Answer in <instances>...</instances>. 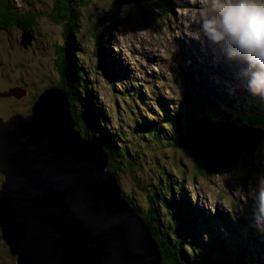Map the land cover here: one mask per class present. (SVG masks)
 <instances>
[{
    "label": "rangeland",
    "instance_id": "obj_1",
    "mask_svg": "<svg viewBox=\"0 0 264 264\" xmlns=\"http://www.w3.org/2000/svg\"><path fill=\"white\" fill-rule=\"evenodd\" d=\"M9 1L14 7L7 15L14 17H12V27L5 31L0 29V92L21 87L28 91L29 96L20 102L0 98V115L5 118L18 113L27 115L35 98L44 89L58 86L61 77L58 47H63L65 44L67 27V23L53 18V14L57 13V0ZM72 6L76 13L74 20L77 28L74 30V49H78L76 58L86 69L90 85L94 87L102 118H106L108 128L118 132L130 149L131 159L124 167H130L131 171L119 174V182L124 194L142 213L146 214L154 207L163 214L155 226L168 229L175 238L180 231L179 221L176 219L178 214L176 216L168 214L169 210L163 208L160 202H151L152 194L148 191L150 188L147 190L142 188L159 185L161 179L163 182L174 184L175 192L181 189L187 200L183 203L181 196L176 194L179 206L184 211H187L193 201L209 213L213 211L214 216L218 213L214 211L213 205L217 207L222 203L230 202L236 205L234 199L241 188L239 183L249 177L245 173L252 157L239 158L236 161L238 163L229 167L223 174L204 179L193 173L191 163L184 155L187 153L194 157L198 154L195 140H191L189 152L171 147L178 145L175 143L155 147L156 144L151 145L146 137L138 135L134 127L149 119H154L156 122L163 120L164 112H161L159 100L166 97L165 95L173 99L178 97V87L173 80L179 77L174 73L171 75L164 73L163 60L173 56L174 44L171 40L181 31L180 27H176L173 34H168L166 30L158 31L132 10L131 5L124 0H72ZM0 7V10L8 11L2 5ZM34 13H38V16L32 26L30 25L31 28L23 30L22 24L26 20L20 23L18 20L22 19L21 16ZM109 13L112 16L107 15ZM58 14H60L59 10ZM147 14L149 19H153L150 13ZM120 22L121 24L118 25ZM105 24L112 25L113 31L109 44L103 49L104 62L98 38L101 27ZM27 34V37L32 38V42L31 46L25 49L20 44ZM182 37H184L183 42H186L184 33ZM113 49L116 54H106ZM169 67L175 71L173 66ZM151 73L163 74L167 82L156 81V78L153 80ZM119 74H125L126 77H121ZM145 85L149 87L146 88ZM168 108L170 109V106ZM169 114L171 115L170 111ZM201 117L195 119L196 125L202 122ZM169 132H171L170 127L164 131L165 134ZM246 136L248 134L243 135ZM167 143L168 141L165 144ZM2 181L3 177L0 176V184ZM179 185L181 188H178ZM256 192L254 188L250 197L256 195ZM215 218L220 225L219 217ZM209 222L211 223L212 220ZM196 223L205 226L202 227L204 231L198 239L200 244H208L214 241V235L217 237L221 234L219 229L211 227L212 225L204 219L197 220ZM226 226L227 221L223 219V225L220 227L225 230ZM197 234L196 230L192 239ZM236 237L239 241L240 235L237 232ZM253 254L258 262L259 260L261 262L258 254L255 252ZM208 255L207 264H251L244 257L239 260V257L230 254L227 248H224V253H213L212 249H208ZM0 264H16L1 237ZM198 264L203 263L198 262Z\"/></svg>",
    "mask_w": 264,
    "mask_h": 264
},
{
    "label": "water",
    "instance_id": "obj_2",
    "mask_svg": "<svg viewBox=\"0 0 264 264\" xmlns=\"http://www.w3.org/2000/svg\"><path fill=\"white\" fill-rule=\"evenodd\" d=\"M28 94L12 89L0 98ZM0 174V237L16 264L164 263L152 228L105 150L78 130L62 89L43 90L29 115H0Z\"/></svg>",
    "mask_w": 264,
    "mask_h": 264
},
{
    "label": "trees",
    "instance_id": "obj_3",
    "mask_svg": "<svg viewBox=\"0 0 264 264\" xmlns=\"http://www.w3.org/2000/svg\"><path fill=\"white\" fill-rule=\"evenodd\" d=\"M124 1L130 4L132 10L140 14L149 24H154V21L160 18V14L157 11L161 13L165 11L161 4L165 0ZM57 2V13L59 10L60 14H53V18L57 21L67 23V27L65 32V44L63 47H58V54L60 57V83L58 86L50 87H58L68 95L71 111L78 130L84 138L94 140L105 150L110 159V171L115 172L118 176L120 172H130V167H124L126 162H130V149L118 132H114L108 128L106 118H102L97 96H95L94 93V87L90 85L86 69L82 67L80 61L76 58L78 51L77 48L74 49V30L77 29L75 28L76 22H74L76 13L73 10L72 0H57ZM0 4L3 8L8 10H0V29L5 31L9 29V27H12V17L14 16L11 17L7 14L10 13V10L13 9L12 7L14 6L9 0H4V2H0ZM147 13H150L153 19H149ZM27 15L28 16H21L22 19H17L19 23L26 20L22 24L23 30L31 28L38 13ZM107 15L112 16L110 13ZM113 16L115 15L113 14ZM120 24L121 22L118 25ZM101 28L102 30L98 40L101 43L102 59L105 62L103 49L112 37L113 26L105 24ZM29 109L30 107L28 111ZM194 117L195 113L193 110H187L182 114H177L176 117L168 115V118L164 122L163 120L159 123L154 120H148L143 124H136V131L138 135L146 137L151 145L156 144V146H161L165 144L166 139L168 143L172 142L178 144L176 148L183 152L187 150V152H189L191 149L189 144H191V140H195L197 143L195 149L198 151V154L194 155V157L189 156L187 153L184 155L189 159L193 173L204 179L219 176L224 170H228L231 165H234L239 157V149H241L242 154L247 155L251 152L250 147L245 144L246 138L243 137L246 132L245 125L242 123L244 121L243 119L233 118L230 120V123H225V126L208 125V122L205 121V123H202L203 125H196ZM217 122H219V120ZM166 125L172 128V135L169 137H166L163 132V126ZM204 134L208 136L207 144L209 146L200 141L203 140L202 136ZM198 146L201 148H198ZM213 148H218L220 150H213ZM160 182L161 184L156 186H142L144 187L142 189L147 190V188H150L148 191L152 194L151 202H160L159 204L163 208L169 210L168 214H173L175 216L178 214L176 219L179 221L178 229L180 228V231L178 232L179 235L177 238L173 237L168 229L165 228V230L155 226L153 220H159L163 215L160 214L158 210L153 207L144 215L126 195L125 197L141 215H144V219L152 228L154 237L161 247L164 264H198V262L207 264L209 256L208 249H212L213 253L221 251L218 247L215 249L198 243V234L192 239L193 235L196 234V226L195 222H193L195 219L193 217L190 219L189 215L180 209L179 201L176 196L178 192H175L173 187L174 184L163 182L162 179ZM177 211L181 214L177 213ZM175 231L174 234L177 232Z\"/></svg>",
    "mask_w": 264,
    "mask_h": 264
},
{
    "label": "clouds",
    "instance_id": "obj_4",
    "mask_svg": "<svg viewBox=\"0 0 264 264\" xmlns=\"http://www.w3.org/2000/svg\"><path fill=\"white\" fill-rule=\"evenodd\" d=\"M200 3L195 38L202 33L210 43L226 49L230 58L243 61L249 90L264 96V0H200ZM260 187L259 201L264 204V177L260 178Z\"/></svg>",
    "mask_w": 264,
    "mask_h": 264
},
{
    "label": "bare ground",
    "instance_id": "obj_5",
    "mask_svg": "<svg viewBox=\"0 0 264 264\" xmlns=\"http://www.w3.org/2000/svg\"><path fill=\"white\" fill-rule=\"evenodd\" d=\"M157 18V17H156ZM134 29V28H133ZM180 29H181V31L180 32H178V34L175 36V39H177V40H180V41H183L184 40V37H182V34H181V32L183 31V28L182 27H180ZM192 54H194L196 57H197V59H198V61H196V63L195 64H201V63H204L203 61H201V54L198 52V51H193V52H191V55ZM121 63V62H120ZM200 81H201V83L202 84H204V85H208V86H211V83H209V82H204L203 81V79H202V77H200ZM219 83V82H218ZM168 106H170V104H168ZM171 107V106H170ZM171 113V112H170ZM202 119L203 120H205L206 119V117H203L202 116ZM260 121H262L263 122V119H262V117H260ZM206 122V121H205ZM203 125V124H202ZM206 125V124H205ZM223 126V125H222ZM211 128V127H210ZM220 128H221V126H220ZM247 152V151H246ZM184 208V207H183ZM139 212V211H138ZM147 222V221H146ZM257 253V254H259V253H264V252H257V251H253V253Z\"/></svg>",
    "mask_w": 264,
    "mask_h": 264
},
{
    "label": "flooded vegetation",
    "instance_id": "obj_6",
    "mask_svg": "<svg viewBox=\"0 0 264 264\" xmlns=\"http://www.w3.org/2000/svg\"><path fill=\"white\" fill-rule=\"evenodd\" d=\"M12 89H23V88H21V87H15V88H12ZM23 90H25V89H23ZM28 96H29V94H28ZM27 96V97H28ZM27 97H24L22 100H19V99H17V98H15V97H10V98H7V99H13V101H15V102H20V101H23L24 99H26ZM19 114V113H18ZM27 115H29V114H27ZM11 117V116H10ZM9 118V117H8ZM5 119H7V118H5Z\"/></svg>",
    "mask_w": 264,
    "mask_h": 264
}]
</instances>
